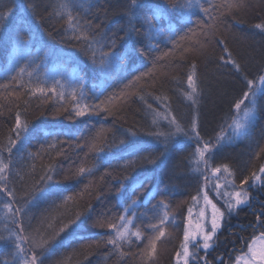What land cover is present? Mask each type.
Segmentation results:
<instances>
[{
    "label": "trees",
    "instance_id": "trees-1",
    "mask_svg": "<svg viewBox=\"0 0 264 264\" xmlns=\"http://www.w3.org/2000/svg\"><path fill=\"white\" fill-rule=\"evenodd\" d=\"M19 2L20 0H0V8L14 9L12 16L0 23V85H9L8 88H0V156L5 162L11 160L6 183L9 189L14 190V208H25L23 216L17 217L22 219L25 234L36 239L46 237L52 231L49 224L58 230L62 224L74 218L77 212L87 214L91 207L92 219L86 225H71L57 237L54 245L46 247L42 256L43 264H174L175 252L183 237L186 219L183 215L187 213L191 196L196 194L202 183L192 170L194 165L191 153L194 142L188 141L183 135L177 137L179 143L171 149L170 158L149 184V188L157 193L155 198L148 203L142 202L135 209L132 230L140 227L145 239L136 241L133 238L132 243L123 244L119 250L103 243L97 246V241L106 239L111 230L92 225L102 212L119 216L122 213L121 203L127 205L130 202L131 185L128 186L127 195L117 196L121 168L101 165L90 176L71 180H64L63 177L69 174L70 167L74 169L85 159L87 147L81 149L76 146L83 145L101 129L105 130L104 135L109 140L119 138L127 129L137 131L136 138L142 140L150 150H153L152 145L156 141L147 133L169 131L172 116H175L186 131L196 118L199 132L205 140H213L225 130L234 114V102L241 98L245 90L242 76L254 78L264 72V31L255 27L258 23H264V0H243L244 6L232 12L209 7L210 3L219 5L222 0H201L209 8V14L205 15L199 8L193 9L191 23L186 24L182 20L176 38L184 35L187 28H196L197 21L212 26L211 44L205 55L186 54L182 58L177 49L171 56L155 61V57L162 52L172 49L171 43L163 41L151 55L136 60L118 73L115 83L103 91V95L100 92L105 88V82L97 78L89 55L85 54L86 42L74 39V33L68 30L66 19L56 15L62 11L60 4L63 0H30L35 5V16L28 22H23L19 11L15 10ZM69 2L81 5L73 7V15H78L81 26L86 22L91 24L90 29H85L89 34H95L97 38L103 35L106 40L112 39L114 33L123 34L120 30L127 24L124 12L128 0ZM29 28L34 33L30 47L14 50L10 36L17 29ZM225 47L231 53V58L240 65L242 72H237L231 64L225 65L220 61L221 56L228 58L224 52ZM193 61L197 66V93L193 96L195 104L188 99L191 90L187 83ZM25 63L33 72V86L39 80L43 86L51 87L53 79L59 80L65 86V99L60 100L52 93L47 96L39 93L31 96L27 94V89L12 81L19 67ZM150 69L149 76L143 77L130 89H125L133 76L149 72ZM78 76L83 78L85 103L96 104L115 93L117 98L110 105L113 115L100 112L99 115L67 119L64 107L71 108L72 101L68 93L77 86ZM23 79L27 84L29 77L24 76ZM122 90L133 94L125 98L120 95ZM141 95L143 100L140 99ZM148 105H151V109ZM17 111L21 112L22 119L29 122L30 131L23 144L18 143L9 157L6 147L9 136L14 135L11 130ZM61 127L70 129L73 135L59 136L58 140L62 143L49 150V141L39 130ZM261 149H264V95L257 99L253 126L238 142L225 144L216 150L214 163L228 164L239 184L244 176L250 175L251 171L258 170L264 164V151ZM58 151H62V154L57 155ZM93 163L94 154H89L87 164L91 166ZM49 164L57 165V180L60 182L57 195H45L33 201L32 193L39 186L40 177ZM106 172L111 175H106ZM250 189L255 197L252 199L253 203L243 206L230 217L231 220L225 221L216 235L214 249L207 253L209 264H221V261L223 264H230L236 254L245 249L246 242L259 235L260 229L254 232L250 225L255 226L256 217L264 211V186H252ZM65 196H72L73 200L64 203L62 201ZM137 196H140L139 192ZM8 199L4 193H0V237L5 238L16 230L10 216L3 210V203ZM160 199H165L173 209L179 201L184 200L185 206L178 213L179 223L167 225L166 232L169 235L167 239L162 238L161 243H157L154 261H147L141 255L147 245V237L152 234L147 230V224L156 222L152 206ZM141 200L143 201V197ZM166 244L171 248L170 251ZM13 251L9 241L0 243V264H3L5 258L9 264H13Z\"/></svg>",
    "mask_w": 264,
    "mask_h": 264
},
{
    "label": "snow or ice",
    "instance_id": "snow-or-ice-1",
    "mask_svg": "<svg viewBox=\"0 0 264 264\" xmlns=\"http://www.w3.org/2000/svg\"><path fill=\"white\" fill-rule=\"evenodd\" d=\"M79 4H71L69 0H63L60 4L61 12L56 13L61 19H66L68 30L74 33L73 38L78 41L86 42L85 54L89 55V59L94 66V71L97 78L105 82V88L101 90L100 95H103L108 87L115 83V77L118 73L124 71L133 64L136 60L146 58L153 51L159 48L163 41L171 43L172 49L162 52L155 57V61L171 56L177 49L180 50L182 58L186 54L205 55L207 47L211 44L212 26L206 25L201 21H197L196 28H187L184 35L176 38L179 31V25L183 20L186 24L191 23L193 9L199 8L205 15L209 14V8L205 7L201 0H128L124 16L127 18V24L121 28L122 35L113 34L112 39L106 40L103 35L99 38L95 34H89L85 29H90L91 24H80L78 15H73V7H80ZM244 6L243 0H222L219 5L209 4L211 8L222 9L223 12H232L239 10ZM15 10L19 11V15L23 22H28L29 19H34L35 5L34 3L20 0L16 4ZM14 9L0 8V23L6 22L12 16ZM223 12L221 14H223ZM214 20L215 17H212ZM257 29L264 31V23L255 25ZM2 30V27H0ZM34 33L31 29H17L10 36V43L15 49H28L32 41ZM217 43H223L217 41ZM227 54L221 56L220 61L231 66L237 71L242 72L240 65L231 58V53L227 47L224 48ZM155 66V63H154ZM29 65L25 63L19 67L17 75L12 77V81L27 89V94L35 96L39 93L41 96H47L52 93L60 100L65 99V86L59 80L53 79L52 86L46 87L37 80L33 86V72L29 70ZM196 63L193 61L190 64V72L187 75L188 88L191 90L188 93V99L192 100L193 104L196 101L193 96L197 93L196 86ZM138 70V69H137ZM149 72H142L140 75L133 76V79L125 85V89H130L134 84L138 83L143 77L149 76ZM24 76H28L27 84L24 82ZM244 91L240 99H237L233 105V115L231 123L228 127L231 130V135L228 137L229 142L233 138L245 134L247 130L253 126L256 118V113L253 111L257 108L258 96L264 95V74H259L254 78H249L243 75ZM9 85H0V88H8ZM133 93L121 91L120 95L127 98ZM11 96L12 93H9ZM71 97V108L64 107V112L67 113V119L74 120L76 118L99 115L100 112H105L108 115H113L110 107L114 98H117L115 93L107 97L105 100H100L96 104H88L83 102L85 98L84 83L82 77H77V86L72 88L68 93ZM143 100V95L140 96ZM157 99H161L157 97ZM246 101L248 102L246 104ZM243 106V107H242ZM251 106V107H250ZM151 109V105H148ZM242 113V115H241ZM43 115V114H42ZM165 119H168L165 116ZM155 123V121H153ZM170 130L152 131L147 135L153 137L156 141L152 145V149L145 146L142 140L137 139V131L132 129L125 130L119 138L107 139L103 129L96 133L95 136L87 140L83 145H77L78 148L87 147L88 151L84 154L85 159L80 164L73 168H69V174L63 177L64 180H71L78 177L90 176L101 165H107L109 168L119 167L122 170V176L118 179L119 188L117 196L124 197L130 190V202L127 205L121 203L122 213L119 216H110L107 213H100L99 217L93 222L92 227L100 229H110V234L106 239L97 241V246L100 243L111 245L113 249L119 250L123 244L132 243L133 238L136 241L145 239L143 231L140 227L132 230L135 217V209L143 202L148 203L155 198V193L149 188V184L155 178V174L166 161L170 158V151L179 143L177 137L183 135L188 141L194 142V150L191 153V160L194 165L193 172L197 174V179L202 181L201 186L197 189L195 195L191 196V204L187 209V218L183 230V237L179 243V247L175 252L174 264H209L206 257L199 256V252H205L213 247L214 237L223 227L226 217H231L234 212H238L243 206L250 203L251 196L245 188L248 185L251 188L255 184L264 186V164H261L258 170L251 171L250 175L244 176L239 185L234 179V172L228 164H215L214 153L216 150L224 146L225 135L217 134L215 142L211 139L205 140L200 132L198 120L193 119L191 127L186 131L181 124L172 116L169 120ZM12 133L8 138L6 151L9 157L17 144H23L26 135L30 131L29 122L22 119L21 112L15 114V123L12 128ZM46 140H48L47 148L55 149L61 135L70 136L73 133L70 129L51 128L40 129ZM43 146L41 151H43ZM264 151V149H261ZM62 151H58L57 155H61ZM89 154H94L95 163L91 166L87 164ZM31 155V154H30ZM259 156V154H257ZM11 160L5 162L0 156V193H4L9 199L3 203V210L11 218V222L16 226V230L9 233L8 237H0V243L5 240L11 243L14 251L13 264H43V252L46 247L54 245L57 237L60 236L71 225H86L87 221L92 219V209L89 207L88 213L84 214L77 212L75 217L69 219L67 223L62 224L57 230L51 224L48 225L52 229L48 236H41L39 239L30 237L25 234L22 217L25 208H14L15 195L14 190L7 187L8 172L10 170ZM139 169V171H137ZM135 173V175H133ZM106 175H111L106 172ZM58 172L56 164H49L40 177V184L32 193V200H37L45 195H57V189L60 187V182L57 180ZM224 176L223 182L221 177ZM232 178V179H229ZM103 179V177H101ZM251 182V183H250ZM88 187L87 185L85 186ZM137 192L140 196H137ZM210 192L214 196L210 198ZM143 197V201L141 200ZM99 198V197H98ZM216 200L214 203L213 200ZM73 200L72 196L63 197L64 203ZM203 202V207H200L193 218V207L200 205ZM28 202H26L27 204ZM218 204L220 206H218ZM211 211L208 212V208ZM153 208V219L155 223H148L147 230L152 234L147 237V245L141 255L147 261H154L157 255V242L161 241L169 235L166 232L167 225L174 220L170 214V204L165 199H160ZM131 213V215H129ZM83 217V219L81 218ZM253 231L260 229L259 235L254 236L251 242H246L247 251L235 257L234 264H264V211L256 217ZM258 244L260 246H258ZM25 245L30 247L26 248ZM39 250V251H38ZM123 255V253H121ZM3 264H9L7 258ZM63 264V262H59ZM223 264V261H221Z\"/></svg>",
    "mask_w": 264,
    "mask_h": 264
},
{
    "label": "rangeland",
    "instance_id": "rangeland-1",
    "mask_svg": "<svg viewBox=\"0 0 264 264\" xmlns=\"http://www.w3.org/2000/svg\"><path fill=\"white\" fill-rule=\"evenodd\" d=\"M262 74H264V72L262 73ZM259 97V96H258ZM248 102L246 101V104H247ZM243 107V106H242ZM251 107V106H250ZM255 113H256V109H254L253 110ZM241 115H242V113H241ZM256 119V118H255ZM231 123V120H230V122H229V124ZM228 124V125H229ZM218 134H223V135H225V142H224V145L225 144H232V143H236V142H238L239 140H241V138L243 137V135L244 134H242L241 136H239V137H236V138H233L232 140H231V142H229V140H228V137L231 135V130H230V128L227 126V128L225 129V130H223V131H221L220 133H218ZM213 142H215V138L212 140ZM229 179H232V178H229ZM223 180H224V176H222L221 177V182H223ZM236 182V181H235ZM236 184L237 185H239L237 182H236ZM255 188H259L260 187V184H255V185H253ZM245 188H247L248 189V191H249V195L251 196V200H250V203L249 204H251V203H253V201H252V199L253 198H255L254 197V195H252V193H251V189L249 188V186L248 185H245L244 186ZM214 196V193H211L210 192V198L211 197H213ZM184 201V200H183ZM183 201H179L178 203H177V205L176 206H174V209L172 208V207H170V214H171V216L172 217H174V220H171V222L170 223H174V224H178L179 223V214L178 213H181L182 212V209H183V207L185 206V205H183ZM213 202L215 203L216 202V200L214 199L213 200ZM189 206H192V204H191V202H190V204H189ZM218 206H220L219 204H218ZM200 207H203V202L201 201V203H200V205H197V206H194L193 207V218L195 219V217H196V213L198 212V210H199V208ZM211 211V208H210V206H209V208H208V212H210ZM236 212H234L233 214H235ZM187 218V213L185 214V215H183V218ZM229 220H231L230 219V217H226L225 218V220H224V223H223V226H224V224H225V221H229ZM185 223H186V219H185ZM223 228V227H222ZM221 228V229H222ZM220 229V230H221ZM220 230H219V232H220ZM166 239H167V236L165 237ZM249 242H251V240L249 241ZM157 243H161V241H158ZM215 244H216V237H214V243H213V247L215 246ZM246 245V244H245ZM258 246H260L259 244H258ZM209 248L206 252L204 251V250H201L200 252H199V256H201V257H206L207 258V253L209 252V251H212L214 248ZM28 248V247H27ZM166 248H167V250L168 251H170V247L166 244ZM166 248H165V251H166ZM247 251V247H245V249L243 250V251H240L238 254H236V256L237 255H239V254H242L243 252H246ZM235 256V257H236ZM209 258H207V260H208ZM234 261H235V258H234V260L230 263V264H234ZM201 264H202V262H201Z\"/></svg>",
    "mask_w": 264,
    "mask_h": 264
}]
</instances>
